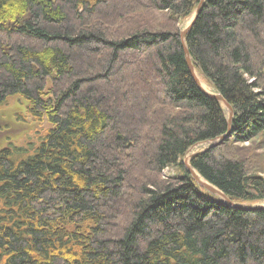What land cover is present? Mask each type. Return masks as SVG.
Returning <instances> with one entry per match:
<instances>
[{
	"label": "trees",
	"instance_id": "1",
	"mask_svg": "<svg viewBox=\"0 0 264 264\" xmlns=\"http://www.w3.org/2000/svg\"><path fill=\"white\" fill-rule=\"evenodd\" d=\"M199 1L0 0V264H264V210L182 163L226 132L182 52ZM184 43L233 113L189 165L264 202L234 146L264 137V0H205Z\"/></svg>",
	"mask_w": 264,
	"mask_h": 264
},
{
	"label": "rangeland",
	"instance_id": "2",
	"mask_svg": "<svg viewBox=\"0 0 264 264\" xmlns=\"http://www.w3.org/2000/svg\"><path fill=\"white\" fill-rule=\"evenodd\" d=\"M194 12V11H193ZM193 12L192 14L179 22L178 27H179V31H183L190 23V21L192 20L193 17ZM160 15H165L166 14H160ZM147 16V15H146ZM164 25L165 23H167L166 17L164 19ZM196 72V71H195ZM196 74L199 76V84L201 86V88L207 92V93H212L210 91V86L208 84H206V82L204 81V79L200 76V74H198L196 72ZM203 82V83H202ZM201 84H205V87L208 89V91H206L203 86ZM212 90V89H211ZM213 91V90H212ZM214 92V91H213ZM214 94V93H212ZM10 106V107H9ZM13 107H11V104L8 105L7 107L0 109V142H6V140L8 139H16L17 140V135L19 133H21L22 131H24V127H18L16 128V126L12 125L11 123L7 122L11 115L13 114L14 109H12ZM222 111L225 114V117L227 116L226 110L224 107H221ZM8 117V118H7ZM4 119L3 122H1ZM7 120V121H6ZM15 127V128H14ZM12 129L11 130H9ZM16 137V138H15ZM230 137V136H229ZM229 139V138H228ZM227 139V140H228ZM225 140V141H227ZM224 141V142H225ZM223 142V143H224ZM0 143V146H2V144ZM4 144V143H3ZM236 148L238 147V150H243V154L245 155V159L247 161H249V163H254L255 166L257 167V173L258 175L264 177V137L259 138V140L254 139L252 141L246 142L245 144H240V145H234ZM208 147V143L203 142V143H199L197 145H194L193 147H191L185 154V156L182 158V161H184L188 156H191L193 154H198L202 151H204L206 148ZM235 150L231 149L230 153H233ZM231 155V154H230ZM233 156L237 157L235 154H233ZM184 167V166H183ZM185 169V168H184ZM173 174L172 170H166L163 174V176L169 177L170 175ZM201 188V187H200ZM203 189V188H202ZM204 190V189H203ZM206 191V190H205ZM207 192V191H206ZM209 193V192H208ZM212 195V194H211ZM214 196V195H213ZM216 197V196H215ZM219 199V198H218ZM242 206V205H241ZM249 207V206H246ZM250 207H260V208H264V202L258 203L256 205L250 206Z\"/></svg>",
	"mask_w": 264,
	"mask_h": 264
},
{
	"label": "water",
	"instance_id": "3",
	"mask_svg": "<svg viewBox=\"0 0 264 264\" xmlns=\"http://www.w3.org/2000/svg\"><path fill=\"white\" fill-rule=\"evenodd\" d=\"M204 1L205 0H200L197 7L195 8L194 12H193V17H192V20L190 21L189 25L183 30V31H180V34H179V37H180V41H181V46H182V52H183V56H184V61H185V64H186V67L188 69V72L194 82V84L196 85V87L199 89V91L201 93H203L206 97L208 98H211L213 99L214 101H216L219 106L223 105L225 110H226V113H227V116L225 117L226 118V132L219 136V137H216L215 139L211 140V141H207L206 143H208V147L204 150L206 151L207 149L211 148V147H215V146H218L220 144H222L225 140H227L230 136V133H231V130H230V126H231V120H232V117H233V113H232V109L231 107L226 103V101L217 93L215 94H210V93H207L205 92L200 84H199V81L197 80L195 74V69L192 65V62H191V59H190V56H189V53H188V50L185 46V43H184V39H185V36L187 35V33L189 32L192 24L194 23L196 17L198 16V14L200 13L202 7H203V4H204ZM202 151V152H204ZM200 152V153H202ZM195 155L197 154H193L189 157H187L184 161H182L183 163V166L186 170V172H188V174L191 176V178L193 179V181L201 188H203L204 190H206L207 192H209L210 194L216 196L217 198H219V200L224 203L225 205H228L229 207L231 208H238V209H245V210H258V209H261V210H264V208H260V207H245V206H240V205H236L232 202H230L225 196L223 193H221L218 189H216L215 187L211 186L210 184H208L206 181H204L192 168L191 166L189 165V161L192 157H194ZM201 180V181H200Z\"/></svg>",
	"mask_w": 264,
	"mask_h": 264
},
{
	"label": "bare ground",
	"instance_id": "4",
	"mask_svg": "<svg viewBox=\"0 0 264 264\" xmlns=\"http://www.w3.org/2000/svg\"><path fill=\"white\" fill-rule=\"evenodd\" d=\"M195 76H196V78H197V80L199 81V76L197 75V74H195ZM199 78V79H198ZM203 83V82H202ZM202 86H203V88L206 90V91H208V89L205 87V84H201ZM210 91L212 92V93H214L215 94V92H213L211 89H210ZM211 93V94H212ZM221 107H224L223 105H221ZM189 157V156H188ZM201 181V180H200Z\"/></svg>",
	"mask_w": 264,
	"mask_h": 264
}]
</instances>
